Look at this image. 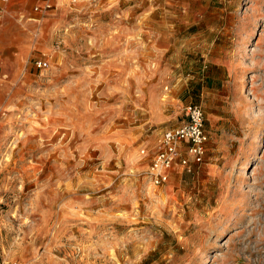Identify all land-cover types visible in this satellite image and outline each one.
<instances>
[{"label": "rangeland", "instance_id": "374dc122", "mask_svg": "<svg viewBox=\"0 0 264 264\" xmlns=\"http://www.w3.org/2000/svg\"><path fill=\"white\" fill-rule=\"evenodd\" d=\"M46 3L0 17V264H264V0ZM189 103L202 161L154 185Z\"/></svg>", "mask_w": 264, "mask_h": 264}, {"label": "built area", "instance_id": "2783aa9c", "mask_svg": "<svg viewBox=\"0 0 264 264\" xmlns=\"http://www.w3.org/2000/svg\"><path fill=\"white\" fill-rule=\"evenodd\" d=\"M52 8L51 3H45L35 10L48 11ZM34 65L39 69L48 68L50 62L41 58L34 60ZM182 108L183 120L176 127L162 131L157 140L158 148L152 156L148 170V177L154 185H162L168 180L173 165L186 167L190 163L196 164L202 161L207 140L204 111L196 103L185 104Z\"/></svg>", "mask_w": 264, "mask_h": 264}, {"label": "crops", "instance_id": "0c3cea01", "mask_svg": "<svg viewBox=\"0 0 264 264\" xmlns=\"http://www.w3.org/2000/svg\"><path fill=\"white\" fill-rule=\"evenodd\" d=\"M40 1H42L43 4H45L46 2H50V1L52 2L53 0H4V1L0 0V17H5L6 15L11 16L12 14L10 12H14V14H18V16H21L22 14H30L29 11L30 7L33 4L38 3ZM183 45H184L183 50L185 51V54H183L184 59H186L187 57L191 58L188 64L194 70L202 71V69L206 68V64L208 66L207 69L209 71L215 65L217 66V63H212L211 60L209 61L206 58L208 57L207 56L208 47H207L206 39H199V37L193 36L186 39ZM201 66L202 68H200ZM195 73L198 74L197 71ZM206 79L207 81H210L212 78L210 79L208 76H206ZM211 81L217 82V78H213V80Z\"/></svg>", "mask_w": 264, "mask_h": 264}]
</instances>
